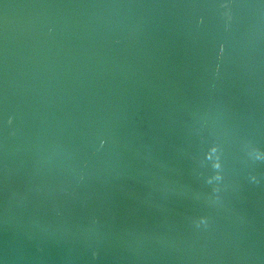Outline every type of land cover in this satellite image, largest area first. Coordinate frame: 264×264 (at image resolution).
Wrapping results in <instances>:
<instances>
[{"label": "water", "instance_id": "water-1", "mask_svg": "<svg viewBox=\"0 0 264 264\" xmlns=\"http://www.w3.org/2000/svg\"><path fill=\"white\" fill-rule=\"evenodd\" d=\"M0 264H264V0H0Z\"/></svg>", "mask_w": 264, "mask_h": 264}]
</instances>
